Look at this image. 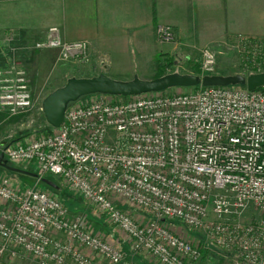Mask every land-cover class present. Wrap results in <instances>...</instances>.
Instances as JSON below:
<instances>
[{"label":"built area","instance_id":"2783aa9c","mask_svg":"<svg viewBox=\"0 0 264 264\" xmlns=\"http://www.w3.org/2000/svg\"><path fill=\"white\" fill-rule=\"evenodd\" d=\"M256 42L250 61L261 72L264 40ZM34 48L56 49L62 59L88 50L84 41L64 42L55 26ZM199 65L202 76L213 73L210 48L201 50ZM5 75L0 107L26 112L33 97L24 72ZM119 98L79 100L58 127L1 142L0 153L14 167H34L37 180L57 176L127 236L130 250L159 264L210 261L204 243L164 224L174 218L201 230L228 264H264V91L198 85ZM248 209L259 218L243 223ZM114 243L93 234L51 191L0 177V264H9L1 255L16 252L37 264H132Z\"/></svg>","mask_w":264,"mask_h":264},{"label":"rangeland","instance_id":"374dc122","mask_svg":"<svg viewBox=\"0 0 264 264\" xmlns=\"http://www.w3.org/2000/svg\"><path fill=\"white\" fill-rule=\"evenodd\" d=\"M62 3L64 5V0H62ZM155 26L151 39L146 40V42L141 40L140 43L144 44L138 45L139 48H131L125 52V57L119 56L118 58H112L113 55L111 54L103 53L97 56L94 53H90L89 42L87 41H84L88 48L84 57L86 59L81 58L78 54L62 59L56 49L34 48L35 44L43 40L45 36L43 39L32 43H22L16 40L15 36L13 37L14 40L12 38L9 41L0 40V74H2L0 75V80L1 76H6L5 74L12 75L13 71L22 70L33 97L32 106L26 112L10 115L4 108L0 107V143H9L26 134L49 130L51 127L45 121L41 110L42 99L52 90L62 86L69 77L91 78L104 74L117 80H129L134 75L141 79H152L173 72L201 77L202 71L199 62L203 48H210L214 52L215 65L212 73L214 75L238 74L246 77L252 73H259L250 61V54H252L254 49L253 44L259 43L256 42L259 39L226 37L200 47L197 43V45H189L190 43L186 40H179L177 44L170 27L167 25ZM159 28H166L172 34V38L167 40L160 36ZM39 52H45L48 56L44 54L45 58L40 56L36 59L35 55ZM50 57L52 58L51 62L44 63V59H50ZM191 88L172 87L163 91L168 94H181L190 91ZM119 97L121 96H111V100H120L121 98ZM8 165L14 167L10 163ZM19 169L34 174V176L14 172L0 166V177L22 188L35 186L51 191L65 202L72 216L79 215L83 217L91 232L103 240L112 242L110 238H113V234H116L117 237L114 236V239L117 238L115 243L118 242L124 252V261L132 264H159L147 254L130 250V241L127 236L113 226L105 217L97 214L80 196L63 186L57 176L44 177L56 184L57 188L52 189L41 180L36 179L34 167ZM145 218L149 219V216ZM258 218L259 215L256 211L248 209L240 219L241 222L247 223ZM164 224L172 227L175 232L192 243L199 241L204 243H202L205 247L203 258L207 257L210 261L202 260L200 264H211L212 262L215 264H228V260L221 257L222 253L225 252L205 239L201 230L186 227L179 219L175 218L166 219ZM136 256L141 261L137 259L135 263L134 257ZM1 258L7 260L9 264H37L31 256L21 252H16L14 256L3 254Z\"/></svg>","mask_w":264,"mask_h":264},{"label":"crops","instance_id":"0c3cea01","mask_svg":"<svg viewBox=\"0 0 264 264\" xmlns=\"http://www.w3.org/2000/svg\"><path fill=\"white\" fill-rule=\"evenodd\" d=\"M155 25L170 27L177 44L186 40L201 47L226 37L264 40V0H64V5L62 0H0L4 41L15 36L32 43L55 26L63 41H87L90 53L118 58L151 39Z\"/></svg>","mask_w":264,"mask_h":264},{"label":"water","instance_id":"95a60500","mask_svg":"<svg viewBox=\"0 0 264 264\" xmlns=\"http://www.w3.org/2000/svg\"><path fill=\"white\" fill-rule=\"evenodd\" d=\"M229 86L241 85L248 90L264 87V72L242 75H192L177 72L168 73L152 79H141L134 75L129 80H117L104 74L91 78L69 77L65 83L49 92L41 102V110L45 121L51 127H58L64 117L65 110L74 103L92 95L131 96L147 92L163 91L172 87L194 86ZM0 166L22 174L34 176L17 167L9 166L3 153H0ZM52 189L57 186L47 178L41 180ZM164 221V220H162Z\"/></svg>","mask_w":264,"mask_h":264},{"label":"trees","instance_id":"16d2710c","mask_svg":"<svg viewBox=\"0 0 264 264\" xmlns=\"http://www.w3.org/2000/svg\"><path fill=\"white\" fill-rule=\"evenodd\" d=\"M194 87H196V86H194ZM257 89H259V90H263L264 91V87H260V88H257ZM49 177V176H48ZM46 185V184H45ZM81 198V197H80ZM82 200V199H81ZM83 201V200H82ZM63 202V204L68 208V210L70 211V209H69V207L65 204V202L64 201H62ZM84 202V201H83ZM203 243V242H202Z\"/></svg>","mask_w":264,"mask_h":264}]
</instances>
